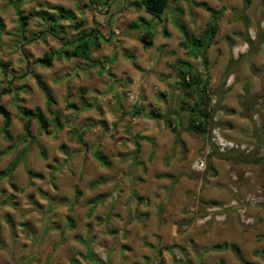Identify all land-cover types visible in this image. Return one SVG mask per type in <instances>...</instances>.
<instances>
[{
  "label": "rangeland",
  "instance_id": "obj_1",
  "mask_svg": "<svg viewBox=\"0 0 264 264\" xmlns=\"http://www.w3.org/2000/svg\"><path fill=\"white\" fill-rule=\"evenodd\" d=\"M21 1L26 14L56 5L72 9L85 29L99 28L104 40L91 60L61 57L49 68L35 65L61 43L48 36L23 45L15 10L0 0L5 24L0 60L12 62L6 75L0 69V90L12 81L2 103L11 112L15 138L8 142L0 134V170L27 148L12 175L0 179V264H243L233 249L215 247L224 243L235 245L248 262L264 264L259 253H264V0H196L225 8L207 54L216 109L207 135L187 130L172 67L180 58L205 72L201 60L188 58L179 46L178 27L182 23L200 35L211 19L205 9L191 0H172L164 18L153 20L127 0L99 7L90 0ZM140 18L144 22L133 27ZM147 22L155 30L151 47L140 39ZM39 24L30 17L29 36L43 29ZM76 34L66 29L68 38ZM247 37L255 40L252 46ZM97 60L105 66L102 73ZM31 70L48 86L51 106ZM17 93L49 119L59 115L63 127L52 122L44 132L34 121L37 142H24ZM134 106L145 113L127 114ZM153 110L174 125L180 122L182 144L165 120L147 115ZM85 127L80 141L75 132ZM214 129L238 149L221 156L211 143ZM137 135L151 141L140 142L135 159ZM41 147L47 160L40 158ZM95 151L108 155L111 165L98 162ZM201 158L204 169L197 166ZM28 170L43 177L31 179ZM162 173L169 176L159 177ZM96 197L99 202L89 203Z\"/></svg>",
  "mask_w": 264,
  "mask_h": 264
},
{
  "label": "trees",
  "instance_id": "obj_2",
  "mask_svg": "<svg viewBox=\"0 0 264 264\" xmlns=\"http://www.w3.org/2000/svg\"><path fill=\"white\" fill-rule=\"evenodd\" d=\"M15 10L17 16V27L16 34L18 40L24 45L26 43H34L39 39H45L50 36L61 43V48L56 50L50 48L44 52L43 57L37 58L35 60V65H41L43 67H51L54 59L65 58L70 60L72 58L81 59V60H91L93 52L97 51L104 40V36L99 28L85 29L84 25L86 24L84 20H78L75 11L72 9L66 8L62 5L53 6L50 9H36L31 8L26 14L23 10V3L21 0H4ZM92 4L96 7L99 6H110L114 0H90ZM130 2L131 7L137 10H143L146 14L150 15L153 20H162L168 11L172 0H127ZM191 3L198 8L205 9L210 14V21L200 35H194L189 33L186 26L182 23L178 24L179 29L183 34V40L179 43V46L183 48L188 58L200 59L203 66H205V72H200L194 64L184 59H176L175 63L172 65L176 69L177 80L176 85L178 86V92L181 96V107L180 110L188 114L187 130L190 132L207 135L210 134L215 121L216 109L214 106V94L211 90V78L209 71V62L207 54L209 49L214 45L215 38L219 32V23L220 19L225 12V8L215 9L205 1H196L191 0ZM78 9L81 10V6L78 4ZM30 17L37 18L40 20L39 26H42L43 29L29 36L28 26ZM68 21L73 23L69 27H66L63 22ZM144 22L143 18L139 19V22H135L133 27H140V22ZM147 27L145 31L140 35L141 41L146 45V47H151L154 44L155 30L151 22H147ZM5 24L2 18L0 17V41L2 34L4 32ZM71 28L77 31L75 38L70 39L66 35V29ZM164 35L168 36V31H164ZM255 40H252L250 37L246 38V43L249 46H252ZM126 57L131 59L133 64H135L134 56L130 55L128 52L125 53ZM110 59H105L104 63L107 65L110 63ZM10 61L6 63L0 60V69L3 74H7V68L11 66ZM96 65L101 68V73L104 71L105 66L102 65V61L97 60ZM31 74L36 79L40 89L44 92L46 101V107L51 106L55 103L53 97L48 89V86L44 83L42 76L36 73L34 70H31ZM23 78V76L17 77ZM11 80L7 88L0 90V116L3 118L2 126H0V134L8 142L14 141V136L11 133L10 127L12 124V115L7 107L2 103V97L9 92L11 86ZM27 87V86H25ZM83 92L84 88L81 89ZM16 109L18 117L23 121V141L28 143L37 142V136L32 134V123L37 122L39 129L46 132L49 127L54 123L57 129L63 127V124L60 121L59 115H57L53 120L49 119L45 114V111L41 107L29 108L24 104L23 99L18 98V93L16 94ZM87 107V106H86ZM67 108L77 109L75 105H68ZM145 113V109L134 106L130 112L127 114L132 117H137ZM178 113V112H177ZM150 117L154 119H161L166 121L167 127L172 129V132L175 135V140L177 143H183L182 138L178 132V127L180 122L173 124V121L168 119L165 114H161L155 110L147 113ZM87 133V127L81 131L75 132L78 139H80ZM151 141L147 136L137 135L134 140V157L138 159V156L141 152V141ZM87 145H84L86 147ZM27 151L25 148L21 151L18 156L10 163L7 169L0 170V179L9 177L12 175L16 166L23 159ZM40 158L42 160H47L48 155L44 148H40ZM217 151V150H216ZM218 152V151H217ZM221 156L225 155L219 153ZM93 157L100 162L102 165L109 167L111 165L110 157L103 153L102 151H95ZM48 167H52L48 165ZM27 174L29 178H42L43 174L39 172H33L28 170ZM159 177H168L166 173L158 175ZM100 201V197L89 200V203L95 204ZM211 206H218L216 202L208 203ZM216 248L227 249L231 248L237 254L238 260L243 264H252L248 262L239 254V249L235 245H228L224 243L223 245H217ZM263 258L264 253L259 252ZM89 255H92L89 253Z\"/></svg>",
  "mask_w": 264,
  "mask_h": 264
},
{
  "label": "built area",
  "instance_id": "obj_3",
  "mask_svg": "<svg viewBox=\"0 0 264 264\" xmlns=\"http://www.w3.org/2000/svg\"><path fill=\"white\" fill-rule=\"evenodd\" d=\"M211 143H212V146L219 153H222V154H225V153H227L230 150L238 149V145L235 144V142L226 140L224 137L221 136V134L218 132L217 129H214V131H213V135H212V138H211ZM205 163H206L205 160L201 158L197 162V166L200 169H204L205 168Z\"/></svg>",
  "mask_w": 264,
  "mask_h": 264
},
{
  "label": "crops",
  "instance_id": "obj_4",
  "mask_svg": "<svg viewBox=\"0 0 264 264\" xmlns=\"http://www.w3.org/2000/svg\"><path fill=\"white\" fill-rule=\"evenodd\" d=\"M77 18H78V16H77ZM215 40H216V38H215ZM21 98V97H20Z\"/></svg>",
  "mask_w": 264,
  "mask_h": 264
}]
</instances>
